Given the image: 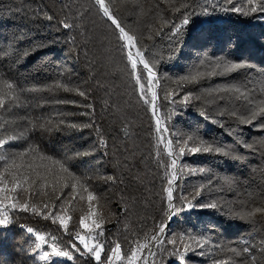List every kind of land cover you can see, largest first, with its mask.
<instances>
[{
  "label": "trees",
  "instance_id": "obj_1",
  "mask_svg": "<svg viewBox=\"0 0 264 264\" xmlns=\"http://www.w3.org/2000/svg\"><path fill=\"white\" fill-rule=\"evenodd\" d=\"M106 4L134 37L135 50L157 73L158 113L174 151L179 153L176 140L189 135L231 150L228 156L186 152L178 159L183 174L174 184V204H183L182 196L191 199L194 190H200L197 203L218 207L174 215L166 235L177 236L176 246L166 242L158 246L152 264H264V211H254L264 209V128L260 127L264 11L248 16L231 11L248 10L249 0H106ZM205 9L208 14H201ZM186 14L189 23L181 36L173 38V26L182 24ZM63 22L73 26L65 29ZM118 36L94 0H0V81L15 86L13 92L0 84V94H11V98L5 95L0 108V139L20 137L0 148L4 157L0 200L9 197L0 205L10 219L7 228H0V264H96L70 243L83 251L79 239H74L76 232L87 231L80 228L82 216L89 224L104 219L101 264H110L109 257L117 259L112 252L117 243L119 259L128 261L165 223L166 170L170 172L171 160L159 143L150 105L139 92V85L147 88V75L138 66L137 74L144 79L136 82ZM205 54L209 59L247 64L196 82L182 80L196 70H212L209 64L200 65ZM229 87L230 91H212ZM187 93L192 99L185 104ZM234 112L245 116L256 112L257 118L244 124ZM85 124L90 126H73ZM30 146L38 151L21 158L18 153ZM201 167L205 173H190ZM89 192L97 199L89 201ZM24 204L29 211L20 210ZM27 227L34 233L25 232ZM183 233L203 241V246L187 236L179 240ZM36 234L45 237L42 249L51 251L55 237L74 259L40 260L42 251L33 252ZM185 244L191 250L185 251Z\"/></svg>",
  "mask_w": 264,
  "mask_h": 264
},
{
  "label": "snow or ice",
  "instance_id": "obj_2",
  "mask_svg": "<svg viewBox=\"0 0 264 264\" xmlns=\"http://www.w3.org/2000/svg\"><path fill=\"white\" fill-rule=\"evenodd\" d=\"M229 2H231V0H229ZM95 4L98 6V10L103 14V16L106 17L109 21H111V24L114 25L115 29L118 30L119 32L118 39L121 41H127L130 46H134V43H133L134 37L129 35L125 31V28L121 26L119 20L110 11L108 4H106V0H95ZM249 6L250 7L248 10L232 8L231 11L237 12V13L242 12V14L245 16H248L252 13H256L258 10L264 11V0H249ZM201 14L207 15L208 10L205 9L203 13ZM46 18L49 20L52 19V17L50 16H47ZM189 18H190V15L186 14L184 16L182 24H177L173 26L172 28L173 38H175L176 36H181L183 34L182 29H185L186 25L189 23ZM62 26L65 29H68V28H71L73 25H71L68 22H63ZM127 58L131 64L132 74L136 76V82L138 84H140L141 80L144 79L143 76L137 74L138 64L142 65L144 71L148 73L147 79H148L149 85L159 83V80L157 78V73L153 70L152 63L148 59L145 58L144 54L139 49L135 52V54H133V52L129 50ZM204 64H209L212 70L208 71L207 73L196 70L194 71L193 74L186 75L182 77L181 79L184 81H188V82H196L199 79L205 77V75H207L208 77H211L214 75H220L222 74V72H231L233 70L245 67L247 62H231L224 58L209 59L207 54H205V59L200 61V65H204ZM197 68H199V65L197 66ZM0 84H3L7 89L12 90L14 92L15 86L11 82L7 80H2L0 81ZM57 86L59 87L63 85H57ZM64 87H65V90H71L67 88V86H64ZM230 90L231 88L229 87V88H218L212 91H230ZM141 92H142V98L145 100V103L151 106L153 116L157 117V126H158V131H159V125L161 121L158 118V112H159V105L157 104L158 97L156 93L154 92L151 96V99H148L146 95H143L144 88L142 84H141ZM5 95H9V98H11V94H7V93L0 94V108H3L5 105ZM79 95L85 96V93L80 91ZM173 95H175V93ZM191 99H192L191 93H187L183 96L182 102L187 104ZM62 102H67V101H62ZM172 102L174 103L175 101L173 100ZM71 103H74V102H71ZM260 114L264 115V111H262ZM200 115L205 120L209 119V116L203 112H201ZM233 115L236 116L238 119H240L242 123L249 124V125L253 124V122L257 118L256 112H252L250 115H247V116L234 112ZM211 122L213 124L219 123V121L216 119H212ZM73 126L74 127H89L90 125L85 124L82 126H78V125H73ZM220 126L223 127L222 124ZM260 127L264 128V125H261ZM164 131H167V129L165 128ZM19 138L20 137L10 136L6 140L0 139V148H3L5 144L11 142L12 140L19 139ZM181 140H182L183 146H181ZM197 141H198V144H197ZM101 142L103 143V141ZM169 143H172V141H169ZM175 143H176V146L179 147V153H176L175 151H172L169 153V155L172 157L171 165H170L171 172H168L166 170V176H168L169 178H168V186L166 187L165 191L167 192L168 209H169L170 216L173 217L174 215L178 214L181 211L191 209V208H197V207L207 208V209H216L218 207L216 203H208V202L197 203L196 202L198 198L201 197L200 190H194V195H192L191 199H189L188 197L182 196L181 199L184 201V203L180 204L179 206L173 203V184L176 181H178L181 175L183 174L182 170L177 167V161L178 159L182 158L183 155L186 154V152L192 155H196L198 153H203V154L213 153L217 155L228 156L231 154V150L225 149L222 145L211 143L206 139L198 138L195 135H189L187 139L181 138L180 140H176ZM190 144L194 146H189ZM245 147L250 148L251 145H245ZM37 151L38 150L36 148L30 146L26 152L18 153V155L21 158H23L28 153H36ZM3 158H4L3 156H0V159H3ZM41 159L51 160V157L41 156ZM55 163L59 165L60 169L64 173H67L68 176L72 177V179L75 180L77 184L80 183L79 178L74 176L71 172H69L68 168L65 167L64 164L60 163L59 161H56ZM205 171L206 170L203 167H201L199 169L190 170V173L193 175H195L197 172L203 174L205 173ZM13 179L15 180V177H13ZM23 179L25 182H27L29 180V177L25 175ZM109 179H112V178L110 177ZM3 182H4V177L3 175H0V183H3ZM32 183H35V181L33 180ZM209 183H211V180H209ZM80 186L83 188L82 184ZM198 187L199 189H203L204 184H201ZM75 189H76V184H73V190L75 191ZM84 190L87 191L86 188ZM3 191H4V188L0 187V192H3ZM6 199H9V197L3 198V200H6ZM57 199H60V197L58 196ZM88 199L89 201H92L97 198L94 197L91 192H89ZM3 200H0V204L3 203ZM11 207L15 209L17 207V204H13L11 205ZM19 208L22 211H29L27 204L19 205ZM32 210L33 212H35V208H33ZM254 211L262 212L264 211V209L257 208ZM248 215L251 216L253 215V213L250 212ZM45 218H48V217H45ZM59 219H60L61 226L66 230V234H70V233H67V222L64 220L63 217H60ZM9 223H10L9 216L5 213H0V226H7ZM103 224H104L103 217L99 219V222L93 221L91 224H89V223H86V218L82 216L80 218V228L86 229L87 231L83 235L80 234V232H76L74 239L75 238L79 239V244L83 246V251H81V249L74 242L70 241V243L72 244V248L75 249L76 252H79L81 256H85V257L89 255L92 256L95 259L96 264H101V251L103 249V244L99 242V237L103 234ZM21 227L24 228L25 226L22 225ZM166 229H167V225H161L159 227V231L151 237V241H155L156 244L161 248L164 247L165 242L167 244L173 245V247L175 248L177 236L172 235L171 238L169 239L168 235H166ZM25 230L30 234L34 233V229L31 227H27ZM91 233H94V235H92ZM186 236L189 239H191L193 242L198 243L201 246H203V241H197L196 238L191 236L190 233L181 234L179 236V240L184 241ZM35 240H36V243H35L33 252L41 249L42 244L45 241V237L43 235L36 234ZM52 240H53V243L51 245V255L52 256L66 257L69 261L74 259L70 251H68L67 249L60 248L59 245L55 243V237H53ZM90 240L95 241L94 246H90L89 244ZM151 241H149V243ZM144 247H147V245L146 244L140 245L138 249L134 250L132 253V258H136V252L143 249ZM188 250H191V245L185 244V251H188ZM245 251H247V249H245ZM112 252H113V256H115L117 259L120 258V245L118 243L112 249ZM149 254L153 256L155 255V253L153 252H150ZM49 255H50L49 252L44 251L43 254L39 257V259L45 260L46 258L49 257ZM181 257L183 258L182 254H181ZM111 260H112V257H109V261ZM221 264H223V262H221Z\"/></svg>",
  "mask_w": 264,
  "mask_h": 264
},
{
  "label": "bare ground",
  "instance_id": "obj_3",
  "mask_svg": "<svg viewBox=\"0 0 264 264\" xmlns=\"http://www.w3.org/2000/svg\"><path fill=\"white\" fill-rule=\"evenodd\" d=\"M125 43H126L128 52H129V50H131L133 52V54H135L136 51L134 50V48L132 46H130L127 41H125ZM138 66H140V65L138 64ZM153 92L155 93V91L153 90L151 92V96H152ZM151 113H152V109H151ZM152 115H153V113H152ZM153 118H154V121H155V123H154L155 124V129L158 130L157 117L153 116ZM158 118H159V115H158ZM158 132L160 133V136H161L160 143L164 146V148L166 149V151L169 154L172 151L173 148H172V144L169 143L168 137L166 135V131H164V127H163L162 123H160V125H159V131ZM170 172H171V170H170ZM174 184H173V193H174ZM166 186H168V185H166ZM165 202H167V216H168V218H170L171 216L169 214V209H168L167 192H165ZM158 231H159V228H157L156 232L153 235H155ZM153 235H151V237ZM151 237H149V240L147 241V244H146L147 245L146 251H145V258H146L145 260H147L146 263H148L150 261L149 259L153 256V255H150L149 253L150 252L155 253V251H156V249L158 247V245L156 244L155 241H151ZM149 241H151V242L149 243Z\"/></svg>",
  "mask_w": 264,
  "mask_h": 264
},
{
  "label": "rangeland",
  "instance_id": "obj_4",
  "mask_svg": "<svg viewBox=\"0 0 264 264\" xmlns=\"http://www.w3.org/2000/svg\"><path fill=\"white\" fill-rule=\"evenodd\" d=\"M133 48H134V46H132ZM134 50H135V48H134ZM136 51V50H135ZM140 86V95L142 96V92H141V85H139ZM146 86H147V88L145 89L144 87V93H143V95H145V92L148 94V96H149V99H150V97H151V92L154 90V88L156 87L155 86V84H153V85H149V83H148V79H147V83H146ZM157 136H158V139H159V142H160V140H161V136H160V133L158 132V130H157ZM0 213H5V207L4 206H1L0 205ZM9 225V224H8ZM8 225L7 226H0V228H7L8 227ZM25 232H27L26 230H25ZM89 244H90V246H94V244H95V242L94 241H92V240H90L89 241ZM147 244V243H146ZM43 245V244H42ZM82 246V245H81ZM82 248H83V246H82ZM39 251H42V254H43V252L44 251H47L48 252V250H44V249H42V247H41V249L39 250ZM145 251H146V247H145V249H144V251H143V253H136V258H132V257H130L129 258V260L128 261H122L121 259H114L113 260V258H112V260H111V263L110 264H147L146 263V261L147 260H145ZM49 253H50V258H52V259H56V258H59L60 260H64V257H57V256H52L51 255V251H49ZM92 257V256H91ZM114 257V256H113ZM93 258V257H92ZM94 259V258H93ZM94 261H95V259H94ZM96 262V261H95Z\"/></svg>",
  "mask_w": 264,
  "mask_h": 264
},
{
  "label": "water",
  "instance_id": "obj_5",
  "mask_svg": "<svg viewBox=\"0 0 264 264\" xmlns=\"http://www.w3.org/2000/svg\"><path fill=\"white\" fill-rule=\"evenodd\" d=\"M94 2H95V0H94ZM98 7V6H97ZM101 13V12H100ZM101 15H103L102 13H101ZM104 17V16H103ZM107 21H109L106 17H104ZM110 23H111V21H109ZM114 28H115V26L114 25H112ZM118 31V30H117ZM123 43H124V46H125V49H126V51H127V55H128V49H127V46H126V43H125V41H122ZM140 67L142 68V70L144 71V69H143V66L142 65H140ZM145 73H146V75H147V77H148V73L146 72V71H144ZM155 88H154V91H155V93H156V95H157V91H158V83L157 84H155ZM150 99H151V97H150ZM157 104H158V100H157ZM150 113H151V106H150ZM151 115H152V113H151ZM158 115H159V113H158ZM153 116V115H152ZM159 119H160V121H161V123H162V120H161V118H160V115H159ZM153 122L155 123V121H154V118H153ZM163 124V123H162ZM163 127H164V125H163ZM165 129V128H164ZM166 135H167V137H168V140L170 141V139H169V136H168V132L166 131ZM160 143V142H159ZM161 144V143H160ZM162 145V144H161ZM172 151H174V147H173V145H172ZM162 149H163V152H164V154L166 155V157L167 158H170V160L172 159V157L168 154V152L166 151V149L164 148V146L162 145ZM171 151V152H172ZM177 167H178V161H177ZM177 182V181H176ZM175 182V183H176ZM174 194V193H173ZM173 199H174V195H173ZM173 218H174V216L173 217H170V218H168V216H167V218H166V220H165V223L163 224V225H167V227L171 224V222H172V220H173ZM166 233H167V231H166ZM152 258H153V256L149 259L150 261L147 263V264H152V262H153V260H152Z\"/></svg>",
  "mask_w": 264,
  "mask_h": 264
}]
</instances>
